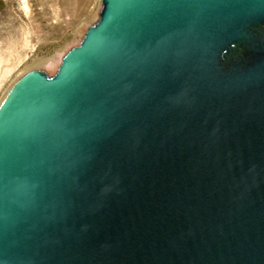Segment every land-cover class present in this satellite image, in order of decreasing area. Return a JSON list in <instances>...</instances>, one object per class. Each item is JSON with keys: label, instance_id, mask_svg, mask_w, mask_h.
I'll return each mask as SVG.
<instances>
[{"label": "water", "instance_id": "water-1", "mask_svg": "<svg viewBox=\"0 0 264 264\" xmlns=\"http://www.w3.org/2000/svg\"><path fill=\"white\" fill-rule=\"evenodd\" d=\"M101 1L0 101V264H264V0Z\"/></svg>", "mask_w": 264, "mask_h": 264}, {"label": "rangeland", "instance_id": "rangeland-1", "mask_svg": "<svg viewBox=\"0 0 264 264\" xmlns=\"http://www.w3.org/2000/svg\"><path fill=\"white\" fill-rule=\"evenodd\" d=\"M102 8L101 0H0V101L34 66L54 76L64 55L98 23Z\"/></svg>", "mask_w": 264, "mask_h": 264}, {"label": "trees", "instance_id": "trees-1", "mask_svg": "<svg viewBox=\"0 0 264 264\" xmlns=\"http://www.w3.org/2000/svg\"><path fill=\"white\" fill-rule=\"evenodd\" d=\"M243 52V48H237L232 50L231 52L227 53L225 59L232 58L233 56H238Z\"/></svg>", "mask_w": 264, "mask_h": 264}, {"label": "bare ground", "instance_id": "bare-ground-1", "mask_svg": "<svg viewBox=\"0 0 264 264\" xmlns=\"http://www.w3.org/2000/svg\"><path fill=\"white\" fill-rule=\"evenodd\" d=\"M39 61V60H38ZM41 62H43V61H41ZM41 62H39L38 63V65H40V66H42L43 65V63H41ZM37 63V62H36ZM46 63V62H45ZM49 63V62H48ZM47 64V63H46ZM34 66V65H33ZM44 66H45V64H44ZM50 66H52V64L50 65ZM37 68V66H34V67H32V69H36Z\"/></svg>", "mask_w": 264, "mask_h": 264}]
</instances>
